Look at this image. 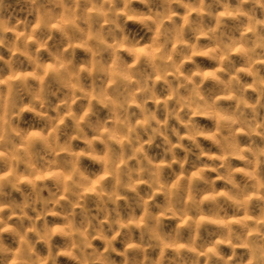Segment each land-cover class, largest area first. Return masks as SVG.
<instances>
[{
    "label": "rangeland",
    "instance_id": "374dc122",
    "mask_svg": "<svg viewBox=\"0 0 264 264\" xmlns=\"http://www.w3.org/2000/svg\"><path fill=\"white\" fill-rule=\"evenodd\" d=\"M264 0H0V264H260Z\"/></svg>",
    "mask_w": 264,
    "mask_h": 264
},
{
    "label": "clouds",
    "instance_id": "9594fccd",
    "mask_svg": "<svg viewBox=\"0 0 264 264\" xmlns=\"http://www.w3.org/2000/svg\"><path fill=\"white\" fill-rule=\"evenodd\" d=\"M27 264H37V261L29 259ZM84 264H89V262L85 260ZM92 264H95V262H92ZM260 264H264V250H261L260 252Z\"/></svg>",
    "mask_w": 264,
    "mask_h": 264
}]
</instances>
